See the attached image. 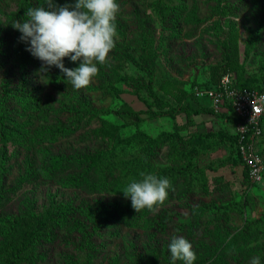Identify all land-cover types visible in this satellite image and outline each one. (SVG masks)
<instances>
[{"label":"rangeland","instance_id":"374dc122","mask_svg":"<svg viewBox=\"0 0 264 264\" xmlns=\"http://www.w3.org/2000/svg\"><path fill=\"white\" fill-rule=\"evenodd\" d=\"M42 3L0 0V241L27 215L65 213L53 235L36 246L30 264H171L173 235L189 240L196 258L233 239L246 249L264 247V235L247 241L238 236L264 214V175L259 183L246 178L228 143L208 148L193 139L195 133L233 128L214 114L171 116L168 108L148 104L146 91L133 93L125 80L144 72L123 54L153 64L154 90L174 107L204 105L194 99L195 88L213 86L224 74L245 86H262L264 0H117L114 47L79 90L51 82L54 66L40 81L35 72L41 61L25 50L12 27L27 19V8ZM109 84L122 92L112 93ZM58 128L68 135H56ZM136 131L191 137L188 143L167 139L156 147L154 168L185 166L189 160L190 168L152 211L133 210L118 171L110 172L104 185L96 171L99 156ZM258 148L264 156V133ZM51 156L66 162L55 176L48 174ZM221 254L229 264H248L230 250Z\"/></svg>","mask_w":264,"mask_h":264},{"label":"trees","instance_id":"16d2710c","mask_svg":"<svg viewBox=\"0 0 264 264\" xmlns=\"http://www.w3.org/2000/svg\"><path fill=\"white\" fill-rule=\"evenodd\" d=\"M55 2L59 5L58 0H55ZM123 54L125 55V58L127 60L131 61L139 68L138 70L144 72L143 76H141L140 74L137 77L126 76L125 80L126 83L132 88L133 93H138L142 90L146 91L149 98L147 100L148 104L155 105L158 109L168 108V113L171 116H174L175 114L181 112H185L189 115L214 114L222 123H224L223 120L225 118H228L229 123L231 124L237 122V118L232 114V112L215 113L214 110L210 107L209 101L206 98H197L195 95L194 99L202 103L204 102V105L197 108H193L192 106L188 105L186 107L172 106L167 101L162 100L154 90L152 84V79L154 76L153 64L145 60L138 61L131 54H127L126 52H124ZM64 63L66 67L74 68L78 66L79 62H70L68 58L65 57ZM49 79L53 83L67 82L61 76L58 69H55L49 74ZM236 83L240 88L262 89L264 87V85L245 86L244 84L239 83L237 80ZM109 90L115 94L122 92V90L114 87L111 84H109ZM40 103L41 102L38 97H35L33 99L34 105L38 106ZM3 133L0 132L1 137L4 136ZM56 135H68L67 129H56ZM167 139L177 141L179 143H188L190 142L191 137L187 140H184L177 132L170 131H163L157 136L152 137L143 131H136L129 137L117 139L114 142L113 146L103 152L98 158V161L96 163V171L99 177V183L102 185L106 184L108 174L112 171H118L120 173L119 185H121L120 187L123 189L131 179H140L141 177L139 174L141 172H152L157 176L167 177L170 181L168 195L164 200L166 201L169 197L170 189H172V184L175 183L179 178L187 175L189 172L188 168H190V160L185 166H167L158 169L154 168L152 164L153 153L159 143ZM193 139L199 145L207 144L208 148L215 146V144L228 143V145L232 149H236V154L238 155V135L234 134L233 132H229L227 130H219L217 132L209 131L206 133H195L193 135ZM134 148L138 151V154L136 156H132L135 155L132 153V150ZM238 158L240 159L239 155ZM65 163V160L61 156H51L48 159V174L50 176H55L65 168ZM244 168L246 178L249 179L248 169L245 166ZM162 203H160L159 205H161ZM159 205L155 206L154 209H156ZM237 205L238 204H233L231 205V207H237ZM200 209H204V207ZM143 210L148 211L147 209ZM65 215V213H58L57 215L47 213L39 219H35L33 218V216L27 215L21 222L16 225L14 230H7V233L3 236V240L0 241V264L32 263L35 259L34 254H36V246L46 237H50L53 235V229L57 225L64 222ZM260 235H264V214L259 219L247 222L238 236L241 241H247L251 236L259 237ZM226 250H230L232 257L236 259L243 258L249 261L251 257L259 256L261 258V264H264V247H252L251 249H246L244 245H236L235 239L229 241L224 246H217L210 251V254L204 257L196 258L194 264H229L228 262L223 260V255L221 254Z\"/></svg>","mask_w":264,"mask_h":264},{"label":"clouds","instance_id":"9594fccd","mask_svg":"<svg viewBox=\"0 0 264 264\" xmlns=\"http://www.w3.org/2000/svg\"><path fill=\"white\" fill-rule=\"evenodd\" d=\"M117 9V0H72L63 5L43 0L27 8V19L14 21L12 27L20 33L18 40L26 45L25 50L41 61L35 72L40 81H45L54 66L73 89L79 90L96 76L97 65L104 64L114 47ZM65 57L79 62L78 66L66 67ZM139 175L140 179H131L121 192L135 212L152 211L166 199L170 181L152 172ZM168 253L171 264L177 260L194 264L196 259L191 242L183 236L171 237ZM248 264H261V258L253 256Z\"/></svg>","mask_w":264,"mask_h":264},{"label":"built area","instance_id":"2783aa9c","mask_svg":"<svg viewBox=\"0 0 264 264\" xmlns=\"http://www.w3.org/2000/svg\"><path fill=\"white\" fill-rule=\"evenodd\" d=\"M194 95L206 98L215 113H229L237 118V122L224 124L233 128L238 135V155L248 169L249 179L259 183L264 175V157L258 148L259 138L264 126V87L262 89L240 88L236 79L223 75L213 86H198Z\"/></svg>","mask_w":264,"mask_h":264}]
</instances>
